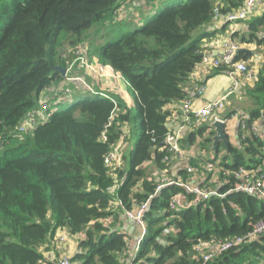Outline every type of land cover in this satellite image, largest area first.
Masks as SVG:
<instances>
[{
	"label": "trees",
	"instance_id": "trees-1",
	"mask_svg": "<svg viewBox=\"0 0 264 264\" xmlns=\"http://www.w3.org/2000/svg\"><path fill=\"white\" fill-rule=\"evenodd\" d=\"M149 1L157 12L132 24L116 14L123 0H0V264H59L46 253L60 230L84 234L70 264H198L199 244L244 237L264 220V202L234 190L233 171L264 172V139L248 130L239 147L227 155L217 149L209 160L222 169L216 173L220 197L199 198L174 184L155 191L160 182L145 169L171 173L172 158L163 144L171 112L165 107L192 97L190 76L201 63L203 41L214 36L206 29L214 10L224 13L243 0ZM109 25L111 35L100 34ZM251 30H257L253 23ZM87 40V54L126 81L133 106L95 90L77 99L75 92L58 95L62 101L47 97L45 91L65 83L55 70L67 71L65 45ZM42 95L54 108L19 137L20 122L38 109ZM246 96L250 125L264 118V66ZM66 101L68 107L59 110ZM206 130L200 126L181 144H192L195 135L201 140ZM124 132L130 145L122 151L119 187L111 193L113 177L104 157ZM202 142L205 146L210 138ZM198 174L201 187L205 178L212 180L204 168ZM186 178L180 171L173 180ZM179 193L189 204L171 209L169 202ZM116 201L126 210L148 202L144 234L133 249L126 235L99 223L113 213ZM207 264H264V235Z\"/></svg>",
	"mask_w": 264,
	"mask_h": 264
},
{
	"label": "crops",
	"instance_id": "crops-1",
	"mask_svg": "<svg viewBox=\"0 0 264 264\" xmlns=\"http://www.w3.org/2000/svg\"><path fill=\"white\" fill-rule=\"evenodd\" d=\"M216 4L222 5L218 3ZM120 7L121 8L116 13L117 16L124 14L123 17H121V19H124L127 16L126 20H128L129 22L131 21L132 24H136L139 18H140L139 23L142 22V18H146L149 15L154 14V12L157 10L152 7V3L149 0H123ZM252 23L254 24V27L256 26L257 28L255 33L251 30ZM206 29L209 30L210 32H213L214 36L210 39H207L206 41H203L202 43L203 50L208 51L209 54L213 56L216 50L221 45V43L226 38L231 39L235 43H238L239 50L241 48H244L249 51V53L246 54L243 52H239L238 50L236 56L234 57V61L244 62L247 65L249 73L257 80L259 72L263 68V63H264V47H263L264 45V6L254 8L245 20L239 21L236 24H234L232 26V29L227 24L222 14H219L218 18L213 20L211 24L206 27ZM100 34H102V32ZM95 35L96 34H94L93 36ZM234 39L237 40V42ZM246 40H251V41H246ZM245 41L247 43H245ZM239 53H242L243 56L239 57ZM217 68H208V67H204L199 64L195 68L193 73L191 74L190 80H191V85L193 88H194V85L202 83L205 86V91H206V85L210 83L209 90L206 93L204 91L201 96H196L195 94L192 93L191 95L192 96L191 97L192 107L194 109H200L204 106V104L212 100H217V99L224 97L226 95L225 93L230 88L233 79L242 80L241 86L239 87V89L235 91V93L230 98L231 99L230 101H226L222 114H219L220 117L226 118L227 120L224 124H225V134L227 137V141L229 143V150L231 148L239 147V140L240 139L243 140L245 138V130H248V135L251 134L255 137L256 136L261 137L263 140L264 133H262L261 130L264 127V118H261L260 120L254 121L252 123V124L257 125V127L260 130L256 134H254L250 130V126L252 125L251 123L249 125V122H248V125H249L248 128L246 127L245 129H241L240 127L238 128V126H240L238 122L239 119L232 118L234 114H237L238 116H241V114H243V115H246L249 119V115L247 114L248 112L245 111L246 109L249 108V104H248L249 100L247 99L246 91L248 88H250V86H252L253 81L245 80V76L241 73H230L229 71L220 72V71H217ZM108 73L110 72L108 71ZM216 75L223 76L224 78L220 79L219 81H217L215 78L214 79L211 78ZM59 83L60 82H58L57 84ZM80 83H79V86L81 85ZM106 83H111L113 89L111 90L101 89L100 90L99 87L102 84H106ZM221 84L224 87V89L218 90V87ZM77 85H78V81L65 80V83L59 84L58 85L59 88L53 91L57 93L58 90H61V91H67L69 93L70 92L69 89L73 88L74 90H72L71 92L77 93L75 94L76 96L74 97V99H77V98L82 97L86 93L84 86H82V89L80 86V89L76 91L75 89L77 88ZM96 87L97 88H94L95 91L102 92L106 95L111 94V95H114L115 97H119L121 100H123V102L128 107L132 106L131 101L128 102L129 97L126 93L127 85L122 84L118 79H116L115 81L110 76H107V78L97 79ZM219 92H221L220 93L221 96L217 97ZM45 93L47 94V97L50 96V93L48 91H45ZM43 96L45 97V95H42L41 98ZM178 106H179V103L169 104L165 107V109L172 112ZM243 108L245 110H243ZM211 122H213L211 118H203L201 121V124H199L197 127H194L192 131L191 130L187 132L185 131L183 133L182 140L184 141L185 138L190 133L195 132L200 126H203V125L207 126V130L204 133H202L203 136L201 140L199 139L197 140V136L195 135V140L191 144V146L187 145L186 143L181 144L182 156L181 158L175 160L174 165L179 161H183L181 163L183 166L181 168H179L180 167L179 166L178 168H176V170L174 169L173 172L170 171L171 172L170 174H173L174 177H177L180 171L185 173L187 167H191V166L196 167L197 165L198 166L196 167L197 174L194 175V177L192 178V184H201V177L199 176L198 171L200 168H203L204 164H207L209 160H214L213 155L215 154L211 151V142H212L211 137L214 131L213 129L208 128V125ZM207 138H210V143L206 144L205 146H202L201 145V143H203L202 140L207 139ZM217 149L221 151L220 155L221 154L227 155V152L222 143H220ZM184 160H189V162L186 163L185 166H184V162H185ZM192 162H196V163L192 164ZM259 178L264 179V172H261V171H258L256 173L251 172V178H250L251 183H254ZM194 179L196 181H194ZM237 181L238 183L235 185L234 190H239L238 189L239 186L243 185L245 182V180H242V179H238ZM212 183L215 184L212 191L217 192L218 186L221 184L220 181L218 180L217 175L212 176L211 181H208L205 178L202 185L208 186L211 189ZM113 207H114L113 213L111 214L113 216L112 223L107 224V220H106L107 218L99 220V223L102 224L103 226H111L112 231H116V232L126 235L127 240L129 239L131 249H133V247H135L134 242L140 238V236L142 235V231L138 225H136L131 220L127 219V217L123 214L121 210H119L117 206H113ZM111 209L112 208L109 207L108 210L110 211ZM134 231H136V233H134ZM60 232H63V234H65L66 236H69V234L65 230L57 231L56 236H58ZM78 237L79 239H82L80 237H84V234L81 233L76 236L70 235L69 237L70 240L67 241L69 245L68 248L65 246L67 243H64V244L58 243L62 246L54 245L53 243V245L50 247V251L46 253L47 260L53 261L55 257L60 259V257H62L61 255H65V254L69 255L68 250H71V254H74L77 251L78 247L76 243L73 244V239L78 238ZM71 256L69 255V257Z\"/></svg>",
	"mask_w": 264,
	"mask_h": 264
},
{
	"label": "built area",
	"instance_id": "built-area-1",
	"mask_svg": "<svg viewBox=\"0 0 264 264\" xmlns=\"http://www.w3.org/2000/svg\"><path fill=\"white\" fill-rule=\"evenodd\" d=\"M261 6H264V0H243L242 4H240L235 10L225 15L223 14V16L227 24L232 29V26L234 24L239 21L245 20L254 8ZM218 16L219 13L217 9H215L213 14V20L217 19ZM238 50V44L232 41L231 39L226 38L221 43V45L216 50L213 56H211L208 51L203 50L200 65L208 68H217L220 66H225L229 69L230 73H241L245 76V80H252L254 83L256 81V78H254L249 73L247 65L241 61H234V57L236 56ZM91 70H97V72L102 73L103 69L101 67H98L96 70L93 68H91ZM241 82L242 80L233 79L232 84L224 97L217 100H212L204 104V106L200 109H194L192 107V98H190L179 103V106L171 112V115L167 121V132L165 134L163 144L164 149L170 155L172 160L179 159L182 156L181 140L183 138V133L185 131H192L194 127H197L200 124L203 118H211L212 120H218L223 123L227 121L226 118H222L219 116V114L223 111L225 107V97L238 90L241 86ZM193 90V93L196 96H201L205 91V86L202 83H199L194 85ZM66 93L67 91H57V95H59V97L60 95L65 96ZM46 111V106H42L41 108L38 107V109L33 110L32 113L30 112L25 117V119L20 122L17 128L18 135L21 136L22 134L27 133L29 130L34 128L39 121L46 120L49 116V113H46ZM232 118L239 119L238 122L240 126H238V128L240 127L241 129H245L246 127H249L248 122L250 121V119H248L246 115L241 114V116H238L237 114H234ZM250 130L254 134L260 131L257 125L255 124H252L250 126ZM261 132L264 133V127ZM125 137L126 133L124 132L120 139L114 145L111 146L110 151L104 157V166L109 168L110 175L113 177L112 186L108 189V192L111 193L115 192L119 187V182L116 174L122 166V151L124 150L123 146L126 143ZM100 140L102 142L106 141L104 133L102 134ZM168 159V157L165 158V161H168ZM203 168L206 172L212 173V176L216 175V173L221 172L222 170L219 169L218 166L213 162H208L207 164H204ZM185 173L188 177L186 178V180H172L166 181L164 183L160 182L159 185L156 187L155 191H158L161 187L174 184L184 188L187 193L196 195L199 198L207 199L212 195L220 197V194L215 191H212V189H210V187L208 186L201 187L199 184H192V178L194 177V175L197 174L196 167H187ZM222 173L229 174L227 170H223ZM232 173L237 179L245 180L244 184L239 186V191H243L246 194L254 196L264 202V179L259 178L254 183H251V171L243 168H240L237 171H233ZM161 174L162 176H166L167 170H163ZM187 204H189L187 203V196L182 193L174 195L169 202V206L171 209L183 208ZM116 205L119 206V210L123 212L127 219L131 220L136 225L142 228V234H144L143 216L145 211L147 210L148 202L145 201L140 204H137L133 206L131 210L124 209L121 203H119L118 201H116ZM112 217L113 216L110 215L106 219L107 224L112 223ZM262 235H264V220L255 223L252 227V230L244 237L231 238L225 242L215 245H212L210 243H201L196 247V251L200 254L198 264H207L221 252L231 249L232 247L238 246L245 241L258 238ZM65 242L66 239L63 237L58 240V243L61 244H64ZM138 242L139 239L137 243ZM62 256L63 259L61 257L59 264H70V257H67L69 255L65 254Z\"/></svg>",
	"mask_w": 264,
	"mask_h": 264
},
{
	"label": "rangeland",
	"instance_id": "rangeland-1",
	"mask_svg": "<svg viewBox=\"0 0 264 264\" xmlns=\"http://www.w3.org/2000/svg\"><path fill=\"white\" fill-rule=\"evenodd\" d=\"M242 2L240 4H242ZM235 9H231V10L225 11L224 13H220V9L217 8V11H218L219 14H224L225 15V14H227V13H229V12L235 10ZM157 10L155 12H157ZM118 21H120V20H117V19H114L113 20V22H118ZM95 26H97V25H95ZM110 29H112V27L109 25V27L102 29V33L105 36L106 35H111V30ZM90 35H92V34H90ZM235 41L237 42V40H235ZM87 50L89 52L91 50L90 40L85 41V43H79V44H77L75 46H70V45L66 44L65 47H64V49H63V51H62V53H61L62 58H64L66 60L65 67L67 69V71L65 72V75L63 76V78L66 79V80H68V81H78L77 88L75 89L76 91H78L80 89V86H81V89H82V86H84L85 90L90 91V92H93L94 88H97L96 87L97 86V79L107 78V76H110L115 81H116V79H118L122 84H126L127 85L126 81L121 76L117 75L112 70V68H110L108 66H105V65H102L101 63H99V61L96 58L89 56V54H87ZM72 55L74 56V58H71V60H69V57L72 56ZM98 67H101L103 69L102 70V73L97 72L96 69ZM91 68L95 69L96 71L91 70ZM107 70L110 73H108ZM211 78H213V79L215 78L217 81H219L220 79H222L224 77L223 76H220V75H216V76H213ZM79 83L81 84L80 86H79ZM57 88H59L58 85H57V87L54 90H56ZM209 88H210V83L206 85V91H205V93L209 90ZM99 89L100 90L101 89L111 90V89H113V87H112L111 83H106V84H102L99 87ZM223 89H224V87L221 84L218 87V90H223ZM72 90H74V89L73 88L69 89L70 92ZM227 92H228V90H227ZM126 93H127L128 97H129L128 102L131 101L132 106H133V103H134V95L130 91L128 85H127ZM205 93H204V95H205ZM220 93L221 92H219V94H218L217 97H220L221 96ZM234 93L235 92H233V93H231V94H229L228 96L225 97V101H224L225 104H226V101H230L231 100L230 98L232 97V95ZM67 94H69V93L67 92L66 95ZM55 96H56L57 101L58 100L59 101H62V99H59L58 98V95H57V93L55 91H53L52 93H50V98L51 99H53ZM107 97H109L110 99L113 100L115 96L114 95H111V94H109V95L107 94ZM45 99L46 98L44 96L42 98H40V100L38 101V107L41 108L42 106H46V109H47L46 113H48V112H51V110L54 108L53 107L54 104L53 103L46 102ZM248 104H249V108H250V102L249 101H248ZM67 107H68V104H67V101H66V102L62 103V105L59 106V110H65ZM248 109L246 110V112H248ZM243 110H245V109L243 108ZM220 114H222V112ZM167 121H168V119L165 122V125L166 126H167ZM200 124H201V122H200ZM18 136L20 137V135H18ZM129 145L130 144H127V143L124 144L123 147H124L125 151H126L127 147H129ZM187 145L191 146V144H189V143H187ZM175 160H177V159H175ZM175 160H172V164H171V168H170V170L172 172H173L174 169L176 170V168H178L179 166H180L179 168H181L183 166L181 164L183 161H179V162H177L174 165ZM184 161H185L184 162V166H185V164L188 163L189 160H184ZM145 169L146 170L149 169V174H151V176L152 175H155V177L157 178V181L162 182V183H164L166 181H172L175 178L173 176V174H167L166 176H162L161 172L156 173L157 171L151 165L150 166L147 165ZM194 181H196V180L194 179ZM134 233H136V231H134ZM62 237L66 239V242L65 243H67V241L70 240V238H69L70 235L69 236H66L65 234H63V232H60L58 234V236H55L54 240L51 241V244L54 243V245H60V244H58V240L60 238H62ZM80 238H83V237H80ZM79 241H80L79 237L78 238H75V239H73V244L76 243L77 244V247H78ZM60 246H62V245H60ZM65 246L68 248V246H69L68 243ZM54 249H55V247H54ZM68 254L70 256L72 255L71 254V250H68ZM67 257L69 258V256H67ZM60 259H61V257H60ZM62 259H63V256H62Z\"/></svg>",
	"mask_w": 264,
	"mask_h": 264
},
{
	"label": "water",
	"instance_id": "water-1",
	"mask_svg": "<svg viewBox=\"0 0 264 264\" xmlns=\"http://www.w3.org/2000/svg\"><path fill=\"white\" fill-rule=\"evenodd\" d=\"M239 52H243V53H246L248 54L249 51L244 49V48H241L239 50ZM56 71H58L61 76L63 77L65 75V70L64 69H61V68H56L55 69ZM208 128H211L213 129L214 133L211 137V151L213 153L216 152L218 146L220 145V143L223 144L227 154L229 153V143L227 141V137H226V134H225V124L221 121H218V120H213V122H211L209 125H208Z\"/></svg>",
	"mask_w": 264,
	"mask_h": 264
}]
</instances>
